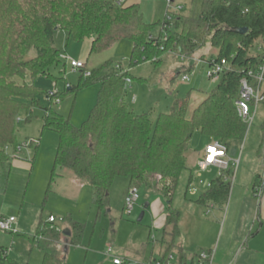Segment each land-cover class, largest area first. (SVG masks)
<instances>
[{
  "label": "trees",
  "instance_id": "16d2710c",
  "mask_svg": "<svg viewBox=\"0 0 264 264\" xmlns=\"http://www.w3.org/2000/svg\"><path fill=\"white\" fill-rule=\"evenodd\" d=\"M194 1L201 2L197 15H179L171 24L168 19L151 24L144 21L139 0H0V180L5 186L12 159L23 145L17 127L21 115L30 122L35 108H43V129L59 135L47 192L65 170H71L77 180L92 187L99 213L107 211L117 177H127L129 189L138 190L151 180L156 191L167 195L166 222L158 238L165 250L143 264H167L171 255L176 257L174 264H209L191 255L181 242L180 212L172 207V200L182 172L188 169L186 153L196 131L224 142L228 149L231 141L245 139L248 124L237 107L241 80L246 77L255 83L253 76L264 64V0ZM244 27L248 28L245 33L236 30ZM58 30L75 40L90 38L91 51L130 39V68L153 58L159 62L154 56L164 52L173 51L184 59L206 47L216 50L208 64L226 60L228 68L190 116L188 99L176 98L169 112L153 120L147 112H135L125 99L129 69L119 64V68L104 70L106 64L89 73V80L101 87L96 104L78 126L53 108L62 95H51L35 83L38 77H52L50 69L62 63L55 46ZM44 98L49 105L42 102ZM262 131L264 141V121ZM35 144L31 140L30 145ZM236 171L233 163L220 169L209 189L194 201L227 204ZM263 181L259 173L254 193ZM64 220L69 236L56 221L40 222L32 241L43 252L41 264H67L65 241L68 245L82 242L85 225L71 215ZM0 264L19 263L0 246Z\"/></svg>",
  "mask_w": 264,
  "mask_h": 264
},
{
  "label": "rangeland",
  "instance_id": "374dc122",
  "mask_svg": "<svg viewBox=\"0 0 264 264\" xmlns=\"http://www.w3.org/2000/svg\"><path fill=\"white\" fill-rule=\"evenodd\" d=\"M139 4L144 21L151 24L165 19L171 24L179 15H197L201 6V2L194 0H139ZM88 39L68 38L65 31L58 30L55 46L65 58L50 69L52 77L35 80L37 86L62 95L59 102L53 103V108L70 117L72 123L78 126L87 119L96 104L101 87L99 82L89 80V73L104 68L106 64H109L108 69L104 70L114 69L119 64L130 69L133 48L132 41L123 38L107 49L91 51ZM214 53V48L206 47L183 59L173 51L164 52L160 57L154 56L159 58V62H154L153 58L131 67L132 82L126 91L131 109L139 113L147 112L155 120L160 113L171 110L176 98H185L188 99L190 116L217 84L218 79L207 74L210 70L207 60ZM71 59L82 61L85 67L74 69L70 65ZM184 73H189V81L182 79ZM74 86L79 88L71 90ZM42 102L49 105L47 98ZM45 115L43 108H35L30 122L25 121L24 115L18 121V141L23 145L15 153L18 158L12 159L6 185L0 180V215L15 216L14 227L18 233L0 230V246L6 247L10 257L19 264H41L43 253L32 241L40 222L48 221L53 214L56 223L67 228L64 218L71 215L85 225V232L80 244L69 245L67 252L64 251L67 264H114L112 258L115 255L125 258L122 264H143L160 257V251H164L165 246L158 239L154 240V236L160 238L163 229L155 227L157 217L154 208L157 203H162L166 210L168 197L156 191L151 180L150 184L139 188L130 214L124 212L129 188L127 190L126 177L123 176L114 180L109 207L102 213L93 203L92 187L88 183L77 182L71 170H65L63 176L52 183L51 191L47 192L59 135L53 130L43 129ZM263 121L264 104L261 103L255 120L247 126L245 139L230 142L229 156L237 169L233 184L246 186L261 169L263 175ZM31 140L36 144L31 146ZM208 142L209 137L199 131L194 133L186 153L188 169L182 172L172 200V207L180 212V240L191 255L215 251L213 264H228L225 263L227 259L232 260L234 256L236 261L230 260L229 264H264V218L257 221L247 238L237 243L229 240L231 221L226 216L227 204L224 208L216 206L214 209V204L194 201L209 189L211 181L220 174L218 167L200 169L198 164ZM10 151H13L12 147ZM143 210L144 218L138 221Z\"/></svg>",
  "mask_w": 264,
  "mask_h": 264
},
{
  "label": "built area",
  "instance_id": "2783aa9c",
  "mask_svg": "<svg viewBox=\"0 0 264 264\" xmlns=\"http://www.w3.org/2000/svg\"><path fill=\"white\" fill-rule=\"evenodd\" d=\"M63 58H65V56H63ZM70 65L74 69H83L85 67V64L82 61L76 59H71ZM209 66L210 70H208L207 72L208 76L210 78L214 77L216 79H219L221 74L228 68V63L226 62V60H222L221 62L212 61ZM116 68H119V66H117ZM253 77L255 83L249 78H242L240 97L237 100L239 115L250 126L255 120L259 104L264 102V64L260 67L258 72ZM182 79L185 81H189V73H184L182 75ZM131 82L132 79L128 77L126 79L127 86L131 84ZM55 93L56 92H50L51 95H54ZM59 101V99H56V102ZM230 163L235 164V162L232 161L228 156V146L220 140H212L210 143H208L205 146L203 158L198 162L200 169H207L212 166L218 167L219 169H225L230 165ZM262 179L264 180V172L262 175ZM263 190L264 181L261 186L257 187V194H262ZM137 198L138 189L135 187L130 188L125 199V213L130 214L132 212ZM16 221L17 218L15 216L1 217L0 230L14 233L18 232V230L14 227ZM48 221H56L55 216L51 215ZM214 255L215 251L211 250L209 253L203 251L199 256L202 260H208L209 264H213ZM175 258L176 257L171 255L170 260L167 264H174ZM113 262L115 264H122L124 260L119 256H114Z\"/></svg>",
  "mask_w": 264,
  "mask_h": 264
},
{
  "label": "crops",
  "instance_id": "0c3cea01",
  "mask_svg": "<svg viewBox=\"0 0 264 264\" xmlns=\"http://www.w3.org/2000/svg\"><path fill=\"white\" fill-rule=\"evenodd\" d=\"M89 41L91 44V40H89ZM129 71L131 72V68L129 69ZM180 73L181 72H178V74H180ZM125 99L127 101L126 97H125ZM137 113H139V112H137ZM212 140L213 139H210V142ZM210 142H208V143H210ZM203 155H204V152H203ZM228 156H229V149H228ZM14 158H18V157L15 156ZM263 163H264V155H263V158L261 160L262 165H263ZM261 171H262V169L257 171L255 173V175H253L249 179L248 184L244 187H242L240 184L237 185L236 182L233 184L232 192H231L229 201H228L227 206H226V210H227L226 216L231 221V226L229 228V240H231V241H234L237 243L243 241L244 238L248 237V235L250 234L252 229L255 227L257 221L264 218V190H263L262 194L254 193V186L256 184V178H257L258 174L261 173ZM235 178H237V174H236ZM74 179H76V178L74 177ZM76 181H77V179H76ZM125 181H126L125 186L127 187V190H128L129 180L127 177H126ZM77 182H79V181H77ZM79 183H81V181ZM209 203L214 204V209L216 208V206H221V208L222 207L224 208V206H225V205H220V204H217L214 202H209ZM212 207H213V205H212ZM154 210H155V214L157 217L156 222L154 223L155 227L156 228L160 227L163 229L165 222H166V215H167L166 210L164 209V205H162V203H160L158 205V203H157V205H155ZM220 210H222V209H220ZM51 215H53V214H50V216ZM65 225H66V223H65ZM151 234H152V232H151ZM152 236H154V235H152ZM154 237L156 238L154 240L158 239L156 236H154ZM184 246L188 249V247L185 244H184ZM115 256H117V255H115ZM234 257H232V260L236 261V259H234ZM113 258H112V260H113ZM122 259L124 260V262L126 261L125 258H122ZM230 260H231L230 258L227 259V262H225V263L229 264Z\"/></svg>",
  "mask_w": 264,
  "mask_h": 264
},
{
  "label": "water",
  "instance_id": "95a60500",
  "mask_svg": "<svg viewBox=\"0 0 264 264\" xmlns=\"http://www.w3.org/2000/svg\"><path fill=\"white\" fill-rule=\"evenodd\" d=\"M236 30H237L238 32H240V33H245V32H247L248 28H247V27H244V28H237ZM148 206H149V203L146 204V207H148ZM144 215H145V210H143V211L141 212L140 216L138 217V221H142V219L144 218ZM63 232H64V234L67 235V236L71 235V231H70L68 228H65V229L63 230ZM68 246H69V245L67 244V241H65V245H64V251H65V252H67Z\"/></svg>",
  "mask_w": 264,
  "mask_h": 264
}]
</instances>
